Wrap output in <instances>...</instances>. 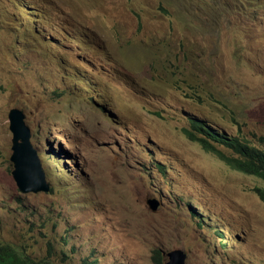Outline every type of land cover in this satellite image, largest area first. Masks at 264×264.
Returning <instances> with one entry per match:
<instances>
[{
	"label": "rangeland",
	"instance_id": "rangeland-1",
	"mask_svg": "<svg viewBox=\"0 0 264 264\" xmlns=\"http://www.w3.org/2000/svg\"><path fill=\"white\" fill-rule=\"evenodd\" d=\"M214 3L47 0L42 36L4 0L0 242L54 264H157L154 249L177 248L185 264H264L255 191L264 180L183 130L198 115L264 143V0L257 12ZM13 107L25 113L49 191L16 185Z\"/></svg>",
	"mask_w": 264,
	"mask_h": 264
},
{
	"label": "trees",
	"instance_id": "trees-1",
	"mask_svg": "<svg viewBox=\"0 0 264 264\" xmlns=\"http://www.w3.org/2000/svg\"><path fill=\"white\" fill-rule=\"evenodd\" d=\"M12 5H15L20 11L19 14H14L16 21L25 25V27H36L41 30L42 36L46 34V23L50 22L51 14L47 8L42 6V2L47 0H7ZM191 3L199 5L202 0H190ZM214 5L220 4L226 10L231 9H249L257 12L262 0H212ZM225 3H224V2ZM4 0H0V7ZM1 9V8H0ZM7 13L4 10L0 11V21L7 18ZM44 33V34H43ZM19 45L24 48L27 43L25 38L18 40ZM93 90H87L88 98L95 99ZM98 101L99 98L97 99ZM101 105H103L102 102ZM187 122L189 127L183 130L186 136L207 150L214 152L222 161L229 165L232 169L257 176L264 180V143L262 145H255L248 139H243L237 135L229 134L218 123L207 120L198 115H188ZM264 142V137H261ZM221 147L230 150V153L225 152ZM256 193L260 199L264 201V187H255ZM51 251L52 246L49 244ZM165 258L164 251L161 249H154V260L157 264H163ZM0 264H54L50 257L36 256L29 251L26 245H14L9 242H0ZM82 264H97L96 260L86 258Z\"/></svg>",
	"mask_w": 264,
	"mask_h": 264
},
{
	"label": "water",
	"instance_id": "water-1",
	"mask_svg": "<svg viewBox=\"0 0 264 264\" xmlns=\"http://www.w3.org/2000/svg\"><path fill=\"white\" fill-rule=\"evenodd\" d=\"M10 130L12 131V155L10 157L13 177L21 192L49 191L50 185L36 148L31 142V130L25 122V114L19 108L9 112ZM153 210L158 208L155 200L148 201ZM169 260L164 264H185L186 253L182 249L166 252Z\"/></svg>",
	"mask_w": 264,
	"mask_h": 264
},
{
	"label": "clouds",
	"instance_id": "clouds-1",
	"mask_svg": "<svg viewBox=\"0 0 264 264\" xmlns=\"http://www.w3.org/2000/svg\"><path fill=\"white\" fill-rule=\"evenodd\" d=\"M88 97V96H87ZM13 108H19V107H13ZM13 108H11V109H13ZM10 109V110H11ZM20 109V108H19ZM22 110V109H21ZM23 111V110H22ZM10 112V111H9ZM24 113V112H23ZM25 114V113H24ZM26 122V121H25ZM27 124V123H26ZM28 125V124H27ZM29 127V126H28ZM30 128V127H29ZM31 130V129H30ZM12 132V131H11ZM12 136H13V134H12ZM31 137H32V133H31ZM31 142H32V139H31ZM13 144V143H12ZM32 144H33V142H32ZM33 146H34V144H33ZM35 147V146H34ZM11 148H12V145H11ZM36 148V147H35ZM36 150H37V148H36ZM12 152H13V150H12ZM37 152H38V150H37ZM52 154V157L54 158L55 157V153H51ZM11 155H12V153H11ZM11 155H10V157H11ZM38 155H39V153H38ZM39 157H40V155H39ZM10 161H11V159H10ZM11 163H12V161H11ZM43 165V164H42ZM12 166H13V164H12ZM14 168V167H13ZM44 168V167H43ZM13 170V169H12ZM45 170V169H44ZM12 172V171H11ZM45 173H46V171H45ZM13 175V174H12ZM47 176V175H46ZM14 178V177H13ZM46 179H47V177H46ZM15 180V179H14ZM16 182V181H15ZM48 182V181H47ZM49 183V182H48ZM16 185H17V183H16ZM49 185H50V183H49ZM17 187H18V185H17ZM19 188V187H18ZM50 189H51V185H50ZM49 189V190H50ZM20 190V189H19ZM21 191V190H20ZM41 192V191H40ZM43 192H46V191H43ZM22 193H24V192H22ZM28 193H30V192H28ZM171 251V250H170ZM168 252V251H167ZM164 254L166 255V252H164Z\"/></svg>",
	"mask_w": 264,
	"mask_h": 264
}]
</instances>
